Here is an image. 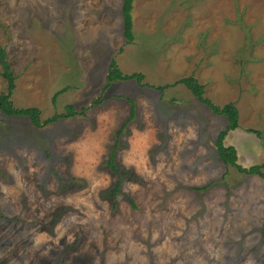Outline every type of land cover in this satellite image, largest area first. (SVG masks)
Listing matches in <instances>:
<instances>
[{
	"label": "rangeland",
	"instance_id": "374dc122",
	"mask_svg": "<svg viewBox=\"0 0 264 264\" xmlns=\"http://www.w3.org/2000/svg\"><path fill=\"white\" fill-rule=\"evenodd\" d=\"M121 6L0 0L13 105L83 108L42 127L0 112V264H264V177L218 157L226 117L182 84L157 88L193 75L232 102L224 144L262 163L264 0H133L131 41ZM112 60L152 86L104 88Z\"/></svg>",
	"mask_w": 264,
	"mask_h": 264
},
{
	"label": "trees",
	"instance_id": "16d2710c",
	"mask_svg": "<svg viewBox=\"0 0 264 264\" xmlns=\"http://www.w3.org/2000/svg\"><path fill=\"white\" fill-rule=\"evenodd\" d=\"M133 6V0H122L121 6V14L123 19V34L127 41H131L133 39V31H132V17L131 11ZM0 66L2 67L1 76L6 80V92L0 93V112L9 115V116H24L28 117L31 123L35 127H42L48 125L50 123L56 122L60 118H67L70 116H74L76 114H83V108L80 110H76L72 104H67L65 106V111L61 113H54L52 116L47 117L46 119L40 118V110L37 107H16L13 105L11 96L13 90L15 89V76L11 71L10 65L6 59V51L3 47L0 46ZM144 76L140 72L133 73H123L117 66L114 60L111 61L108 73L106 75V83L104 84V88H107L112 82L117 80H127V79H135L137 83L152 86L149 83H142ZM178 84L184 85L194 97L198 99L199 102L206 105L215 115L224 116L227 119V124L224 129H221L217 135L215 140V148L218 154V157L224 164L231 165L236 168V170L240 173L244 174H256L261 177H264V161L260 164H252L248 167L241 165L238 162V155L236 148L233 145L224 144V138L228 134V131L234 130L239 127L238 121V109L232 103H226L222 106L216 105L209 98L204 96V85L201 84L193 75L183 76L176 79L174 82L170 84H166L163 86H157L161 91L166 86H176ZM66 88H62L56 91L53 95V100H55L56 96ZM100 99L93 100V103L99 102ZM135 115V106L132 100H130V111L129 117L127 121L133 118ZM250 131V129H246ZM259 134V132H258ZM113 155L110 156L109 164H112ZM113 167V164H112ZM117 186L115 187V190Z\"/></svg>",
	"mask_w": 264,
	"mask_h": 264
}]
</instances>
